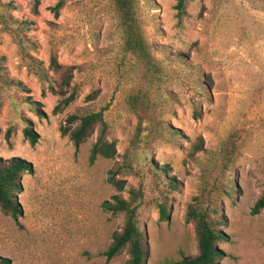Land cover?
Here are the masks:
<instances>
[{
  "label": "rangeland",
  "instance_id": "374dc122",
  "mask_svg": "<svg viewBox=\"0 0 264 264\" xmlns=\"http://www.w3.org/2000/svg\"><path fill=\"white\" fill-rule=\"evenodd\" d=\"M59 1L0 0V158L32 165L16 197L23 213L0 209V257L129 264L128 248L111 260L104 254L125 216L103 203L143 186L145 264L198 253L187 212L202 195L218 199L223 217L219 264H264V210L252 213L264 189V0H192L182 21L178 0H137L151 58L128 50L114 0H64L56 10ZM73 88L76 99L56 110ZM100 110L118 154L92 162L99 125L78 146L62 127L77 125L67 122L72 114ZM137 136L175 188L147 173L109 181Z\"/></svg>",
  "mask_w": 264,
  "mask_h": 264
},
{
  "label": "trees",
  "instance_id": "16d2710c",
  "mask_svg": "<svg viewBox=\"0 0 264 264\" xmlns=\"http://www.w3.org/2000/svg\"><path fill=\"white\" fill-rule=\"evenodd\" d=\"M191 1L192 0H178L176 9L178 11L177 17L179 21L183 20L187 13V6ZM64 3V0H60L56 5V10L60 9ZM114 4L120 25L125 32L128 50L146 58H151L138 17L137 0H114ZM52 64L57 72H65L63 71L62 65L58 64L55 58H53ZM62 78L63 84H69V75H63ZM2 80H4V77L0 75V81ZM61 94L65 95L66 93L62 91ZM77 94L78 90L73 88L70 95L65 96L60 101L56 110L61 106H67L73 102ZM34 103L37 105L39 104V102ZM34 110L39 115L43 116V111L40 107H35ZM67 122L71 125L77 123V125L72 129L69 127H62V134L69 135L77 146L99 125L97 141L94 144L91 156L92 162H94L99 155L109 159H113L117 156L118 151L116 145L107 139L108 124L104 119L103 110L91 111L84 114H72L68 116ZM28 123L30 124V122ZM12 132L13 128L10 127L6 132V137L10 138ZM24 133L33 143L37 141L38 135L31 126H26L24 128ZM141 140H143V138L137 136V139L133 141L132 149L126 153L127 160L116 170L110 171L109 181L115 185H120L117 179L120 173L133 172L142 178H145L147 173L156 180V183L160 184L161 181H165V185L168 188H175L177 186L176 181L163 176L167 170L157 167L149 157V152L146 148L143 150L139 149L138 145ZM28 171H32V165L22 157H13L8 160L0 158V209L6 215L18 218L19 215L23 213V209L20 203L16 201V197L17 192L21 189L20 180L22 175ZM233 190L232 186L229 187V191L227 190L229 197ZM144 196L145 190L143 186H141V189L132 188L129 198L114 196L113 201H104L103 208L106 211H111L114 214L123 213L125 216L124 227L114 232L113 242L104 252L108 260L113 259L124 248H128L130 254L129 264H145L147 252L144 249V237L141 226ZM202 196L203 197H196L194 199V202L190 204L187 212V221L196 224L199 243L198 253L185 256L180 261L172 264H219L218 258L222 255L219 244L226 240V235L221 227L223 224V217L220 215V210L217 205L218 199L211 195ZM262 210H264V189L253 206L252 213L258 214ZM160 211L163 218H168V211L165 203L160 204ZM0 264L12 263L9 258L0 257Z\"/></svg>",
  "mask_w": 264,
  "mask_h": 264
}]
</instances>
